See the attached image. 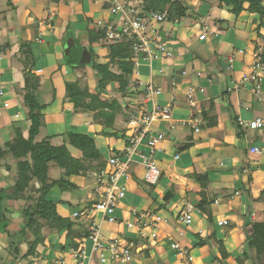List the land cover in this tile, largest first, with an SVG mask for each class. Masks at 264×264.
Here are the masks:
<instances>
[{"label":"crops","instance_id":"0c3cea01","mask_svg":"<svg viewBox=\"0 0 264 264\" xmlns=\"http://www.w3.org/2000/svg\"><path fill=\"white\" fill-rule=\"evenodd\" d=\"M111 1L0 0V146L10 138L14 128H20L23 137H28L29 122L21 105L26 61L20 45L24 42L33 57L31 72L39 81L35 95L45 105L35 139L53 135L50 142L59 144L61 137L57 134L72 130L95 135L101 153L112 150L114 155L124 148L125 111L123 116H116L117 131L107 141L99 135L102 120L93 119L91 113H75L65 96V82L78 81L80 85L87 84L91 92H99L103 99L109 98V91L97 86L98 76L87 66L90 63L74 68L64 56L73 54L71 59L80 64L85 52L92 61L90 46L95 50V60H108L109 47L106 49V44L98 40L89 44V30L96 27L97 20L108 17ZM183 4L187 7L185 16L164 26L171 35L172 56L139 58L130 75L161 89L147 102H142L138 93L133 103L144 109L170 106V119L156 121L151 127L153 132L165 136L154 153L161 172L155 198H150L136 182L141 170L144 174V166L131 164L129 178L125 180L126 192L116 209L118 222L103 221L101 232L105 238L124 236L134 242L132 259L126 264H187L172 247L173 243H178L193 258L189 264H249L255 249L245 245L246 233L251 231L253 222L264 221V195H261L264 125L244 129L238 119L264 120V79L259 93L252 91L249 84L238 88L234 85L251 70L255 42L259 40L256 15L241 12L248 24L243 28L236 23L239 16L214 1L191 0L190 5L186 1ZM203 32L205 38L200 40ZM259 32L264 33V29L260 28ZM189 89L194 91L192 103ZM254 146L259 151L252 152ZM142 149L148 152L146 146ZM11 160H14L11 155L0 157V186L9 193L15 176L13 169L6 167L12 166ZM19 201L4 200L6 219L0 222V264H53L60 255L72 263L69 250L72 244L66 238V231L64 242L58 246L52 243L49 254H43L41 261L39 257L16 260L8 252L9 236L23 227L13 217ZM201 201L205 202L203 210L197 206ZM185 204L193 207V221L188 226L176 220ZM58 208L64 215L69 213L65 205ZM133 212L162 217L152 229L154 236L146 242L139 237L137 226L124 225V221L134 220ZM220 219H227L228 223L219 225ZM23 244L17 245L20 254L26 251ZM89 264L122 263H102L93 255Z\"/></svg>","mask_w":264,"mask_h":264},{"label":"trees","instance_id":"16d2710c","mask_svg":"<svg viewBox=\"0 0 264 264\" xmlns=\"http://www.w3.org/2000/svg\"><path fill=\"white\" fill-rule=\"evenodd\" d=\"M183 2V0H140L146 11L167 10L168 18L172 21L185 16L187 7ZM217 2L220 7H226L235 16L242 11L256 15V30L259 40L255 42V50L258 51L260 61L264 64V33L259 32L260 28L264 29V0H217ZM159 7L163 8L157 10ZM104 34V30L97 27L89 30V44L98 40L103 45L109 46L106 62L95 60V50L90 47L93 56L90 67L95 70V74L98 76L97 86L99 89H104L109 83H113L117 92L122 97H126L134 66L131 60L132 50L128 42L107 45ZM20 50L23 52L26 61L21 105L25 109V117L29 122L28 137H23L20 128H14L10 138L3 146H0V157L7 154L15 160L14 167L6 166L8 169H13L15 175L11 192H7L4 186H0V222L6 219L4 200L7 198L22 201V212L26 218L25 225L19 229L17 234L9 236L11 240L8 252L16 260L34 256L37 244L43 242V236L40 233V220L49 229H54L57 232L65 230L68 238L71 239L70 244L76 246L73 237L79 235L82 228L77 222L71 220L68 214L60 213L58 206L65 205L69 207L68 210L70 211L84 203L90 204L92 200L88 197L85 201L72 204L65 199L56 200L52 198L50 196L51 190L58 187L62 193L76 191L77 185L71 180L73 176L87 175L91 179L90 169L104 167L106 164L94 136L89 133L65 130L57 134L61 137L59 144L50 142L49 139L55 137L53 135L45 136L40 140L35 139L42 124V109L45 105L41 104L35 95L39 81L37 76L31 72L33 57L30 47L27 43L22 42ZM64 57L72 67H84V64H78L77 60L73 61L70 54ZM65 96L68 102L72 104L75 113H91L95 120H102L101 133L110 136L115 135L116 116L118 114L123 115L122 103L117 98L103 99L99 92H91L87 84L82 83L80 85L78 81L65 82ZM106 129L113 131L109 132ZM51 167L60 169L58 177L54 178L49 175ZM197 177L200 179V176ZM36 182L37 184H35ZM91 191L92 187H90ZM261 195H264V188ZM204 204L205 202L201 201L197 206L203 210ZM27 229L32 233L31 240L26 238ZM22 242L26 243L27 246L24 254H20L17 246ZM245 245L255 249V256L252 260L257 261L258 264H264L262 262L264 256V221H256L251 224V231L246 233ZM218 247L223 248L221 244H218ZM222 253L225 255L224 252ZM244 259L243 257L241 261L243 262Z\"/></svg>","mask_w":264,"mask_h":264},{"label":"built area","instance_id":"2783aa9c","mask_svg":"<svg viewBox=\"0 0 264 264\" xmlns=\"http://www.w3.org/2000/svg\"><path fill=\"white\" fill-rule=\"evenodd\" d=\"M108 17L95 22L98 29L104 30L105 42L113 44L128 42L132 50L131 60L137 64L139 58L153 60L156 58H169L172 56L171 35L165 29V24L171 20L168 18L167 10L146 11L140 1L112 0L107 8ZM205 38L203 32L199 39ZM251 70L243 74L240 81L234 85L235 88L249 84L255 93L260 92L264 79V64L260 61L258 51H254ZM129 87L134 92L135 98L141 93L142 102H147L157 96L161 89L151 82H141L139 79L130 78ZM1 93V91H0ZM194 94L193 89L188 90L190 103ZM7 106V103H5ZM245 109H248L246 107ZM123 116L125 123V146L118 154L106 158L104 167H93L89 175L94 180L91 191V203H84L69 211V218L77 222L82 231L73 237L76 243L69 248L73 262L69 263L65 256L60 255L54 259L53 264H89L93 255L102 262H117L126 264L132 259L134 242L124 236L105 238L101 232L103 221L109 223L118 222L116 209L123 199L126 186L125 180L129 178L131 164L139 163L144 166V179L149 183H156L160 176V168L157 165L154 153L160 149L159 145L164 139L161 132H153L151 127L156 121H168L171 117L170 106H154L151 109L138 108L136 112H125ZM238 124L244 128L257 129L264 125L261 118L238 119ZM148 148V152L142 149ZM252 152L259 151L257 146L251 148ZM193 207L185 204L178 212L176 220L180 225L188 226L193 221ZM133 221H124L126 227L137 226L138 235L144 241L154 236L153 227L162 220V217L149 212H133ZM219 225L228 223L227 219H220ZM145 245V244H144ZM172 247L179 255L185 258L187 264L192 257L178 243Z\"/></svg>","mask_w":264,"mask_h":264},{"label":"rangeland","instance_id":"374dc122","mask_svg":"<svg viewBox=\"0 0 264 264\" xmlns=\"http://www.w3.org/2000/svg\"><path fill=\"white\" fill-rule=\"evenodd\" d=\"M183 1H186L188 3V5H190V2L191 0H183ZM204 1H214L216 2V4L219 5V3L217 2V0H204ZM163 8V7H162ZM161 7L157 8V10H161L162 9ZM225 10L228 11V9L226 7H224ZM243 12V11H242ZM231 13V12H230ZM235 15V14H234ZM239 16V17H238ZM237 20H236V23L238 24V26H243V28H245L248 24H247V21L244 20V15L242 16L241 13H239L237 15ZM180 19V18H179ZM178 20V19H177ZM106 43V42H105ZM108 45V44H107ZM101 47V46H100ZM107 47L109 46H106V49ZM78 51L79 48H77ZM89 50H90V46H89ZM73 54L70 55V58H72ZM87 66H90V64H87ZM115 68V66H113ZM91 68V67H90ZM112 84V83H111ZM109 83L106 88L104 90H108L109 93L107 94V96H109V98H117L118 100L120 99L122 104V107H123V111H127L129 110L130 108L132 110H138L139 108V105L136 103H133L130 99L131 98H135L136 96H134V92L131 90L130 87H128V93H127V96L126 97H122V95L117 92V89L115 87V85H112ZM139 97V96H138ZM108 98V97H106ZM127 104V105H126ZM133 106V107H131ZM92 115V114H91ZM94 119V118H93ZM98 120V119H97ZM87 121H90V118L89 120ZM90 123V122H89ZM88 123V124H89ZM115 125H116V120H115ZM117 131V130H116ZM101 136V138L103 137V139H107V138H110L112 136L110 135H106V134H99ZM95 136V135H93ZM107 141H110L109 139H107ZM111 152V153H110ZM112 154V150H104L102 151V155L104 158H107L108 155H111ZM12 166L14 167L15 165V160H11L10 161ZM144 169V167H143ZM60 174V169H58V167H51L50 170H49V175L51 177H58ZM71 180L73 182H75V184L77 185V190L73 191V192H61L60 189L58 187H54L52 190H51V193H50V196L55 198L56 200L58 199H65L67 200L69 203H72V204H76L80 201H85L87 200V198L89 197L91 199V192L90 191V187H93L94 186V180L93 178L90 179V177H88L87 175L85 176H73L71 178ZM136 182L138 183V185L143 188L144 190H146L148 193H149V197L150 198H155V193L157 192V188L159 186V181L156 182V183H149L147 182L145 179H144V174L141 170V175L139 177L136 178ZM37 184V182L35 183ZM9 190H12V188H10ZM90 193V194H89ZM20 203L17 204L16 208L14 211H13V217L15 218V221L18 222V224H20V226H24L25 225V216L22 212V209H23V205H22V201H19ZM143 206H145V200L143 202ZM143 208H146V207H143ZM69 214V213H68ZM40 233L41 235L43 236V242L42 243H39L37 244L36 246V253L34 254V256H30V257H41L43 254V256H46V254L48 253L49 254V250L52 248L51 245L52 243L53 244H57L60 245L64 242V237H66V234L64 233V231H62L63 233L61 232H57L56 230L54 229H49L48 226L44 225L43 221L40 220ZM122 224V223H120ZM122 226V225H120ZM32 233L30 230H26V238L27 239H32ZM69 236H67L66 238H68ZM59 241V242H58ZM24 243V242H23ZM24 245V250H27V246H26V243L23 244ZM56 251V250H55ZM26 252V251H25ZM47 252V253H46ZM48 256V255H47ZM30 257H27V259H29ZM43 259L40 258V261ZM251 259V258H250ZM253 259V258H252ZM251 259V263L249 264H258L257 261H253ZM262 262L264 263V256L262 257Z\"/></svg>","mask_w":264,"mask_h":264},{"label":"water","instance_id":"95a60500","mask_svg":"<svg viewBox=\"0 0 264 264\" xmlns=\"http://www.w3.org/2000/svg\"><path fill=\"white\" fill-rule=\"evenodd\" d=\"M65 48H66V51H68L69 50V46H65ZM86 54H85V52L82 54V58H81V60H80V64H84V63H90L91 62V58H90V56H89V54H87V56H85ZM89 57V58H88Z\"/></svg>","mask_w":264,"mask_h":264}]
</instances>
